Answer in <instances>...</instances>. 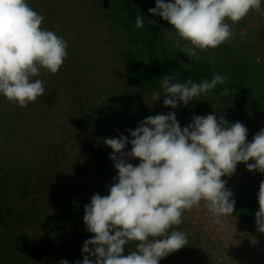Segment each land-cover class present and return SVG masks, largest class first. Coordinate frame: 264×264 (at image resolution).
<instances>
[{"label":"rangeland","instance_id":"1","mask_svg":"<svg viewBox=\"0 0 264 264\" xmlns=\"http://www.w3.org/2000/svg\"><path fill=\"white\" fill-rule=\"evenodd\" d=\"M133 1L166 21L161 83L114 3L0 0V180L34 183L0 191V264H264V0Z\"/></svg>","mask_w":264,"mask_h":264},{"label":"trees","instance_id":"2","mask_svg":"<svg viewBox=\"0 0 264 264\" xmlns=\"http://www.w3.org/2000/svg\"><path fill=\"white\" fill-rule=\"evenodd\" d=\"M108 1L114 3L123 11L125 18L131 23V26L134 29L136 38L138 39L139 43L144 46V52L148 54L151 64V78L157 83L163 82L167 75L168 69L172 66V64H169L164 57V53H166L167 50L162 47L158 42L159 34L165 28L166 21H154L142 16L139 13L133 0ZM20 42V54L24 57V61L30 60L29 62L33 64L34 59L27 51V49L29 48V44L27 43V41L22 39L21 35ZM8 48L10 49V46ZM171 53H173L174 57H177L181 61V63H183L192 70V73L190 74L196 79H206L213 86L218 87L221 90L225 88L226 90L229 89V91H231L232 87H245V82H243L242 79H236L235 75L229 73L224 74L219 69L214 68L211 63L205 59H194L190 53L184 50H172ZM231 92V95L230 93L228 94V99L231 101L232 104H235L238 102V95L236 92L235 94L234 91ZM42 97L46 98L48 104H51L52 100L57 98V93L55 89H52L50 93L43 94ZM89 141H91V139L87 138L86 142ZM95 155H97V153ZM23 178L24 177H20L19 179L12 178L7 180H0V191L6 189L5 191H7V193L9 194L15 193V191H12V189L10 188H14V185L19 184L18 194L20 196L24 192L22 191V189L24 188V186L22 185L29 187L30 185L34 184L33 182L29 183V179ZM2 182L5 183L2 184ZM236 206L241 216L249 217L252 214V202L250 199H239L236 201ZM7 211L11 214L14 213L13 209L10 208H8ZM253 214L258 220L262 229L264 230V208L258 207ZM16 217L17 215L15 214L13 218H9L7 221H12ZM0 219L2 218L0 217ZM2 222L3 221L1 220L0 224H2Z\"/></svg>","mask_w":264,"mask_h":264}]
</instances>
